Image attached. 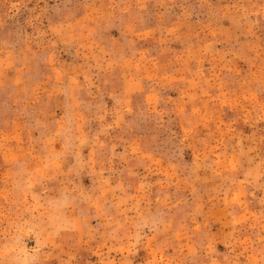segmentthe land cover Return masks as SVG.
<instances>
[{
    "label": "rangeland",
    "instance_id": "obj_1",
    "mask_svg": "<svg viewBox=\"0 0 264 264\" xmlns=\"http://www.w3.org/2000/svg\"><path fill=\"white\" fill-rule=\"evenodd\" d=\"M0 264H264V0H0Z\"/></svg>",
    "mask_w": 264,
    "mask_h": 264
}]
</instances>
